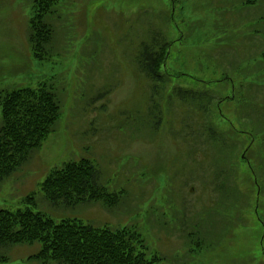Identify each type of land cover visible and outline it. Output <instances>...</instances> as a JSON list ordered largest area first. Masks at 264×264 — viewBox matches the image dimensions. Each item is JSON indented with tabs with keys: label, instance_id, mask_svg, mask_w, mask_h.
<instances>
[{
	"label": "rangeland",
	"instance_id": "374dc122",
	"mask_svg": "<svg viewBox=\"0 0 264 264\" xmlns=\"http://www.w3.org/2000/svg\"><path fill=\"white\" fill-rule=\"evenodd\" d=\"M35 3L0 0V92L51 81L63 113L42 150L1 186L0 210L23 208L34 194L35 208L56 221L136 226L163 264H264V4L58 0L44 20L55 54L41 62L29 42ZM154 38L164 57L159 86L138 63ZM156 103L157 132L142 124ZM81 159L108 190L125 189L119 206L51 207L42 182ZM190 234L206 244L192 245ZM40 247H9L0 264H41L28 261Z\"/></svg>",
	"mask_w": 264,
	"mask_h": 264
},
{
	"label": "trees",
	"instance_id": "16d2710c",
	"mask_svg": "<svg viewBox=\"0 0 264 264\" xmlns=\"http://www.w3.org/2000/svg\"><path fill=\"white\" fill-rule=\"evenodd\" d=\"M58 0H34L36 9L29 21V42L36 60L47 62L55 54L54 26L47 23L49 14L55 15L53 6ZM244 5L257 6L264 0H243ZM264 23V14L260 18ZM264 33V28L261 31ZM164 45V44H163ZM158 39L143 43L138 63L147 78L158 86L165 82L161 72L164 57ZM162 50V51H161ZM264 62V49L261 52ZM161 83V84H159ZM156 86V85H155ZM201 97V96H200ZM199 97V99H200ZM199 101L198 99H194ZM156 103L142 124L154 126L162 110ZM2 122L0 126V188L26 166L35 153L40 152L56 130L63 113L60 93L51 81L34 86H18L0 92ZM100 172L89 159L69 160L53 168L41 184L45 199L51 207L70 208L99 203L112 210L119 206L126 191H111L100 181ZM26 205L17 210H0V263L9 259V247L40 243L39 251L28 258L41 264H163V258L151 254L142 235L134 225L115 229L93 226L76 218L56 221L37 210L36 198L31 194ZM191 244L200 248L205 242H196L190 234ZM200 238V237H199Z\"/></svg>",
	"mask_w": 264,
	"mask_h": 264
}]
</instances>
